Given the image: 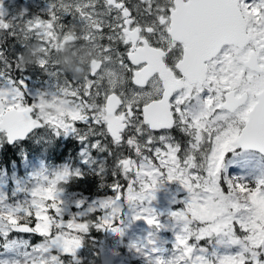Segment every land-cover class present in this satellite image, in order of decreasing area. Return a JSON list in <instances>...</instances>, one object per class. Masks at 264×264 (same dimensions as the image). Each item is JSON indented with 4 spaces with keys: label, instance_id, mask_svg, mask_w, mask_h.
Segmentation results:
<instances>
[{
    "label": "snow or ice",
    "instance_id": "snow-or-ice-1",
    "mask_svg": "<svg viewBox=\"0 0 264 264\" xmlns=\"http://www.w3.org/2000/svg\"><path fill=\"white\" fill-rule=\"evenodd\" d=\"M3 16L0 0V139L24 141L36 129L52 138L71 135L81 147L75 165L63 164L66 174L72 180L95 175L112 194L77 212L73 227L61 215L63 201L46 190L44 199L56 202L46 203L42 216L30 210L27 222L16 219L10 231L0 224V256L8 254L4 241H14L13 232L41 242L44 234L35 231L41 219L59 217L69 231L85 235L95 229L122 236L123 220L114 222L120 202L150 205L166 182H176L186 196L168 213L179 228L171 259L157 255L168 249L129 248L147 264H264V241L254 243L248 226L255 203H264V0H48L45 18ZM69 35L74 47L94 53L79 79L53 61L60 50L54 45ZM34 41L39 62L24 63V49ZM13 43L23 50L14 52ZM33 66L48 79L29 94L23 74ZM41 94L69 103L62 114L37 117ZM27 147L16 146L18 164L16 154ZM229 167L241 173L229 174ZM5 201L0 194V206ZM84 203L76 200L75 207ZM5 210L19 215L9 203ZM85 214H96L91 228ZM160 215L142 207L132 222L159 232ZM40 242L26 241L29 250ZM82 246L68 240L53 260L66 264L64 257Z\"/></svg>",
    "mask_w": 264,
    "mask_h": 264
},
{
    "label": "rangeland",
    "instance_id": "rangeland-1",
    "mask_svg": "<svg viewBox=\"0 0 264 264\" xmlns=\"http://www.w3.org/2000/svg\"><path fill=\"white\" fill-rule=\"evenodd\" d=\"M32 5H39V10L41 11V14H37L36 17L45 18V13H47L48 10V0H2V6L4 11L3 19L5 21L9 20H19V19H25L30 20L32 15L30 14V4ZM39 3V4H38ZM28 9H27V8ZM22 14V15H21ZM34 14V13H33ZM71 20V17L65 16L63 18L64 23H68ZM68 39H62L61 43L59 45H54L55 47H59V52H57L53 56V61L56 63L60 60H63V67L62 69H66L65 74L68 75L69 73H75L77 75H80V77L83 74V70L85 69V66L89 63L91 56L94 55V53L90 54V50L88 47L86 49L82 50L79 47H74L72 44L73 37L71 35L68 36ZM31 48L26 47L24 49L23 53V60L24 63L32 64V63H38L40 59V52L41 48L39 46L38 42H33L30 44ZM83 46V45H81ZM13 50L15 52L22 51L23 49L20 47L19 44H12ZM15 48V49H14ZM78 53H84L83 58L81 59V62H76V56ZM31 54V55H30ZM56 55L61 56V58H56ZM65 62L68 64V67L65 66ZM57 64V63H56ZM60 68V65L57 64ZM31 74L30 70L28 72H25L23 75L25 77V86L29 92V94L35 93L37 90L42 89L45 87V81H47V76H41L40 71L34 70ZM79 77V78H80ZM30 98V97H29ZM68 101L65 100L62 96H45L43 94L40 95V99L38 101V111L36 112V116L46 118L50 114H62V111L66 109L68 105ZM45 109H48L49 111H45ZM51 133L47 132L46 134ZM2 136V134H0ZM70 136V135H69ZM64 137V136H63ZM57 137L52 138V133L48 139H46L47 143L53 144L55 142ZM3 139H0V145L2 143ZM76 149L74 151L78 152L80 150L79 146L80 143L76 142ZM45 154L44 152L40 153ZM230 155V154H229ZM37 159V158H36ZM29 161L24 160L23 163H21L20 168L26 169L27 176L24 178V181L22 183L23 186H27L26 182L27 180H30V185L28 187L29 191V201L27 199V202L25 205H22L21 203L18 205L12 206V204L9 201H6L5 208H7V203L11 204L13 209H17L19 206H22L25 208V210H28L29 207H33L34 212H38L41 216L44 212V205L47 203L49 207L51 206L52 202L44 201L42 203V196L47 194L48 189H52L55 186L54 180L55 178L48 175V172H40L41 164H44V162L37 161V160ZM56 163V162H55ZM238 170L241 172V169L238 168ZM31 173H33V176H37L36 179L33 180V176H31ZM61 174H66V170L64 165L61 168ZM3 178H7L5 176V173L1 175L0 177V184L3 182ZM14 178V177H13ZM66 180H71V176L64 177L58 179L56 182L64 184ZM69 182V183H70ZM110 182V181H108ZM68 183V184H69ZM67 184V185H68ZM64 185L61 189V192L59 193L60 198L56 201H63L61 205H63L64 209L61 215L63 213L72 216V226L76 227L77 221L75 217H73L77 212L83 211L89 203H91L93 200H97L99 198L111 195L112 193L109 191L107 187L101 189L98 185L97 189L88 194L87 197L84 195L80 196L78 194L73 195L70 193L68 195V186ZM18 187V186H17ZM5 185H0V194H3L5 197H7V191H6ZM18 197L24 198L26 197V194H24L22 191H15ZM174 193H178V196L176 197ZM54 195V191H53ZM186 196V193L182 190V187L176 183V182H166L165 185L156 193V200L153 201L150 205L147 204V202H135L133 204H128L124 202H120L121 206L119 208V211L114 217V222L118 223L120 220H123V224L120 225L123 229V235H117L112 236L110 232L105 230V237L100 241L99 243V249L101 253V262L102 264H147L145 258L141 253H137L133 249L129 248V244L135 243L137 247H142L143 251H148L151 247H156L158 249H168L166 246V243L174 241V235L177 231H179V228H174V221L168 216V213L170 211H175L178 208L182 207L181 203H173V200L179 199L180 201L183 200V198ZM76 200H83L85 203L82 206L81 209H77L75 207V201ZM176 205L177 208H174L172 205ZM73 206V210H70V207ZM142 207H151L154 208L157 212V214L161 213L159 216L161 224L164 226L161 228L159 232L156 231L155 228H150L148 225L144 223L143 220L132 222V216L138 212H140V209ZM256 212L254 213V216L258 218L257 220L260 221L259 224L255 222V228L257 230L255 232V235L252 237V240L254 243H258L261 241H264V203L256 202L255 203ZM5 211V210H4ZM0 210V224H3L4 222L8 223L13 220H15L13 217H10L9 215L4 214L5 212ZM28 213V212H27ZM55 215V214H53ZM65 220H67V217H63ZM6 219H11L7 221ZM69 219V218H68ZM253 224V220L249 223ZM170 229L171 233H166L165 229ZM36 229L44 234L43 240L40 242L42 238L38 240L40 242L36 246V250H34V254H38L37 257L39 259H42L44 257L43 248L48 247L50 252V258L52 260H47L46 264H58L59 261L53 260V255H59L58 251H63L64 247L66 246V242L71 239H80L76 231H69L68 224L64 223L61 225V221L59 217H56V219H41L39 223L37 224ZM4 230H8L7 227L4 228ZM51 231L52 235L49 236L48 232ZM148 233H152L151 236H148ZM22 237V236H18ZM151 239L155 241L154 245H149L147 241ZM22 242L26 240V237L23 236L21 238ZM7 250L8 254L5 255V258L10 259L13 264V249L11 248L9 241L7 240ZM203 243V242H201ZM169 250V249H168ZM171 251L168 252H161L157 255L162 256L166 261L171 259V256L169 255ZM76 256V254H75ZM126 256V257H125Z\"/></svg>",
    "mask_w": 264,
    "mask_h": 264
},
{
    "label": "trees",
    "instance_id": "trees-1",
    "mask_svg": "<svg viewBox=\"0 0 264 264\" xmlns=\"http://www.w3.org/2000/svg\"><path fill=\"white\" fill-rule=\"evenodd\" d=\"M28 47L31 48L30 45ZM50 135L51 133L43 134L42 131L38 129L37 131H35V135L33 137L34 141L32 143L28 139H25L23 143L21 142L20 145L27 143L28 147L24 149L23 153L16 154L19 159V164L17 163V160L13 158V152L15 151L14 146L12 144H8L7 141H5L4 139L2 140V143L0 145V177L2 174L5 173V176L7 178H3V182L0 185H5V187H8L6 191H7V194L8 193L10 194V196H8V200L6 201H9L12 204V206L18 205L20 203L22 205H25V203L27 202V199L29 201L28 187L30 185V180H27L26 182V184L28 183L27 186L22 185L24 178L27 176V172H26L27 170L21 169L20 166L24 160L29 161V163H31L30 161L35 160L36 158L39 157L42 147L49 146V143L46 142V139H48ZM57 138L61 139L62 141L75 140L72 136H67V137L58 136ZM43 139H44V144H43ZM66 145H68V143H66ZM9 149H11V151ZM43 152L45 153V154H42L43 158L46 157L50 164L55 163V162L56 163L61 162V161H64L65 159L67 161L69 159H72V162L74 163L73 155L67 154L65 149L60 151V153L58 154L53 152L50 148H46ZM64 153H65L66 158L63 157V159H61V156ZM228 172L229 174H240L241 173L238 170V168L235 170V173H234L231 167H229ZM99 183H100L99 179L95 177L84 178L83 181L79 182V187L77 188V191L73 193L78 194L80 196L85 194V196L87 197L88 194L94 192L97 189ZM6 184H8V186H6ZM83 184L87 185V188H83L81 186ZM67 186L70 188L77 187L75 186V182H70ZM18 188L22 189V192L26 194V197L24 198L18 197V195L15 192L16 190H18ZM55 197H56V200L61 199L60 196H55ZM4 206H0L1 212L6 209ZM59 206L62 208V212H63V209H64L63 205L60 204ZM173 207L177 208L176 205ZM16 210L19 212V215H14L13 213L8 212L6 210L4 211L5 212L4 214L6 215L10 214V217H13L15 220L20 219L22 221H27L28 220L27 212H29L30 210L34 212L33 207H29L28 210H26L27 212L22 210V206H19ZM70 210H73V206L70 207ZM95 215L96 214H90L89 217L87 218V215L85 214L84 222L88 224L89 228H91L92 226V222L89 218H94ZM63 217H67L66 219L72 218V216L67 215L65 213H63ZM257 219L258 218L254 216L253 224L248 225L253 231L257 230V228L254 227ZM76 232L80 240L83 241V246L76 251V256L64 257L66 264H75L76 261H81V264H102L99 243L105 237V231L104 232L96 231L95 229H92L88 235L84 234L83 229H81L80 231H76ZM19 235L22 237L25 236L26 241H28L29 245L38 243V240L40 239V237L36 236L35 234L16 233V232L11 233L10 238L15 239L14 241H9L11 248L16 251V253L14 254V257H15L14 264L50 263V262H46L47 260H52L50 258L51 250L48 247L43 248L42 252L44 253V257L42 259H39L37 257L38 254L33 253L34 250H36L37 248L35 247L29 250L30 246L26 243V241L22 242L21 240L22 237H18ZM6 242L7 240L4 241L5 247H7ZM166 246L169 250H171L172 243L171 242L166 243ZM58 252L60 254L62 251H58ZM4 257L5 255L0 256V259Z\"/></svg>",
    "mask_w": 264,
    "mask_h": 264
},
{
    "label": "flooded vegetation",
    "instance_id": "flooded-vegetation-1",
    "mask_svg": "<svg viewBox=\"0 0 264 264\" xmlns=\"http://www.w3.org/2000/svg\"><path fill=\"white\" fill-rule=\"evenodd\" d=\"M39 7H40V4L39 5H32V4H30V13L31 14L34 13V15L35 14H41V11L39 10ZM44 16H47V13H45ZM67 40H70V39L67 38L66 41ZM80 48L82 50L86 49L85 46H79L78 49H80ZM83 56H84V53H78L77 56H76V62L80 63L81 62V59L83 58ZM56 58H61V56L56 55ZM56 63L59 64L60 65V69H62V67H63V60H60V61H58ZM65 66L68 67V64L66 62H65ZM29 70H30V72H33L34 70H36V71H39V73H40V70L38 68H36L35 66H33L32 68H30ZM65 71H66V69L63 70L64 73H65ZM40 75L41 76H45L43 73H40ZM68 75L71 76V77H73L74 79H79V77H80V75H77L75 73H69L68 72ZM37 130L38 129L34 130L33 132H29L28 134H26V136L24 138V141H25V139H28L32 143L34 141L33 137L35 135V131H37ZM40 130L42 131L43 134H46V132H45L44 129H40ZM24 141L17 140L12 145L14 146V148H16V146L18 144H20L21 142L23 143ZM76 142H78V141L77 140H66V141H62L61 139L56 138V140H55V142L53 144L49 143V146L42 147L41 152H43L46 148H50L53 152H55L56 154H58V153H60V151H62L63 149H65L67 154H72L73 155V158H74L73 165H75L76 161H75L74 154L76 153V151H74V149L77 148L76 145H75ZM66 143H68V145H66ZM43 144H44V139H43ZM80 147H81V145L79 146V148ZM62 156L65 157V153L62 154ZM44 158L47 160L46 157H44ZM36 160L37 161H41V160L43 161V156L40 154L39 157ZM65 162H67L66 159L64 161H61V162L52 163L53 165H57L59 168H57V167H53V168L52 167H48L47 170H46L48 172V175L49 176H52L54 178H57V177L58 178H64V177L70 176L68 174H64V176H63V174H61V168H62V166H63V164ZM36 177H37L36 175L33 176V180L36 179ZM89 177H95V178H97L95 175L85 174L81 179H74L72 182H75V186H77V187H75L73 189H77L79 187V182L83 181L84 178H89ZM108 181H111V177L110 176L108 177ZM81 186L83 188H87V185H85V184H83ZM61 189H62V187H61V184L59 183L58 186H57V188H56V190H61ZM174 194H175L176 197L178 196V193H174ZM176 203H180V200L177 199L176 200ZM172 206H175V204L172 205ZM262 238H264V236Z\"/></svg>",
    "mask_w": 264,
    "mask_h": 264
},
{
    "label": "water",
    "instance_id": "water-1",
    "mask_svg": "<svg viewBox=\"0 0 264 264\" xmlns=\"http://www.w3.org/2000/svg\"><path fill=\"white\" fill-rule=\"evenodd\" d=\"M12 227H15V223L11 224Z\"/></svg>",
    "mask_w": 264,
    "mask_h": 264
},
{
    "label": "clouds",
    "instance_id": "clouds-1",
    "mask_svg": "<svg viewBox=\"0 0 264 264\" xmlns=\"http://www.w3.org/2000/svg\"><path fill=\"white\" fill-rule=\"evenodd\" d=\"M45 111L47 112V111H49L48 109H45Z\"/></svg>",
    "mask_w": 264,
    "mask_h": 264
}]
</instances>
